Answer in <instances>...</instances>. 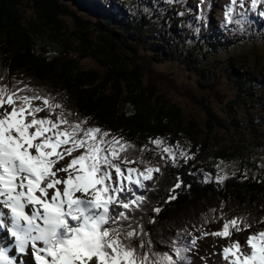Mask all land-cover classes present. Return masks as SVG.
Listing matches in <instances>:
<instances>
[{
    "label": "snow or ice",
    "instance_id": "snow-or-ice-1",
    "mask_svg": "<svg viewBox=\"0 0 264 264\" xmlns=\"http://www.w3.org/2000/svg\"><path fill=\"white\" fill-rule=\"evenodd\" d=\"M248 2L231 0L226 23L243 27ZM261 4L250 0V10L257 12ZM237 7L244 10L240 19L234 16ZM148 143L156 163L144 159L152 151L147 145L137 149L122 135L90 125L42 89L0 83V230L12 240L0 244V264H191L188 253L208 236L227 242L214 253L223 264H264V228L247 216L226 218L222 208L219 216L211 209L192 231L153 239L145 224L156 220L148 212L158 215L162 208L145 206L149 182L156 183L165 167L179 168L196 156L166 137ZM216 167L214 177L204 174V183L214 179L222 186L230 178L222 161ZM182 184L177 176L166 203ZM211 223L220 227L206 230Z\"/></svg>",
    "mask_w": 264,
    "mask_h": 264
},
{
    "label": "trees",
    "instance_id": "trees-1",
    "mask_svg": "<svg viewBox=\"0 0 264 264\" xmlns=\"http://www.w3.org/2000/svg\"><path fill=\"white\" fill-rule=\"evenodd\" d=\"M63 1L68 2L70 6L65 3L62 4L59 0H45V2L0 0V81H12L16 84L15 81L24 80L29 82L31 79L41 88L55 89L56 91L47 90L48 92L58 93L63 100V104L68 106V110L78 113L81 118H88L89 123L110 130L114 134L127 135L129 139H141L139 135L143 136V134H146V138L162 132L167 135L171 130L182 133L188 132L193 137L195 125L192 126V124L188 127L182 122L173 123L174 117L169 116L172 113L166 112L165 109L171 106L173 111L179 112V109L170 99L157 92L156 85L152 81L147 83L143 77L141 64L143 60L139 55V50L143 47L146 48L144 50L147 53L151 50L150 52H153L151 55H154V57H163L165 56L163 50L168 52L172 46L169 41L165 38L161 39V36L155 32L159 28L151 22L144 26L142 18H140L141 26L138 24L131 26L128 21L132 19L127 18L125 24H128L129 31L125 34L124 28L126 26L110 18L108 11L106 17H104L83 7L81 3L75 4L70 0ZM122 1L128 7H137V5H131L128 0ZM36 4H42L45 9L39 10ZM119 4L121 5V3ZM101 6L104 9L106 8L103 5ZM29 7L32 8L33 12L27 11ZM76 11L88 18H90L89 15H92V19L96 23L80 19L75 13ZM111 11H114V9L112 8ZM29 13L33 17H27ZM48 13L56 20V23L51 20ZM69 15H73L78 22L81 20L86 25L79 31L81 34L77 37L78 43L76 46H71V35L64 29L66 18ZM102 21H105L107 27L100 23ZM90 24H96L97 36L90 32ZM139 26L143 29H140ZM104 30L108 32L107 37L104 35ZM145 34L149 37L146 38ZM151 34L154 36L153 39ZM44 37L49 40L51 44L49 46H57L60 49L52 50L41 47V41ZM120 38H123L124 41H121ZM125 45L130 49L126 48ZM135 46H137V49L134 52ZM125 49H128L131 53H127ZM87 51L89 53H85ZM125 53L129 56V61L134 62V64L129 63L124 55ZM213 54L214 52L211 55ZM262 54L264 55V51H262ZM254 55L256 54L247 56L255 61L254 65L246 63L243 67L247 68V70H243V76L245 77L240 75L242 79L246 80L244 84L237 81V73H233L235 65H242L245 63L244 59H242L243 61L238 59L236 62H231L229 64L230 72L226 68V75L229 74V78L231 76L235 78L237 94L233 101L241 105L244 116H249L245 117L246 124L244 116L240 113L235 114V112L230 113V115H234L233 118L232 115L230 116L231 120L228 117L226 122L224 120L220 121L224 128L234 132L232 137L234 140L229 145L222 146L221 150L216 153L217 157L233 160L237 164V160L246 161L250 158L249 151L243 153L240 150H245L243 143L238 145L240 149L236 146L237 140L234 137L237 136V133L241 129L247 128L250 139L263 137L256 125L258 116L250 115L253 109L249 110L247 107L248 100L249 102L252 100L255 105L256 100L260 99L261 101L263 98L261 95L264 91V83L260 79H256L260 75L254 73L255 68L248 72V69L256 66V62L260 61L259 58H263L261 54L259 56ZM180 56H182L184 62H190L189 60L192 59L191 62L195 64L197 75L202 78V83L199 84L212 89L209 82H204V80L214 76V71L211 70L212 67L220 70L221 65L215 66L213 62H207L209 59H204L199 53H195L194 57L192 53ZM55 57L59 60L53 59ZM68 57H72L73 60H68ZM83 58L94 60L97 68L103 73L99 74L101 71L82 68L81 60ZM130 65H133L134 69L127 70ZM122 71L135 73V75L124 78ZM247 75L252 78L248 79ZM247 83L250 85L249 92L252 96L245 94L244 85ZM144 108H146L149 115L145 121L140 120ZM165 119L170 121L171 126L165 127L168 126ZM210 120L217 122V115H212ZM123 122L125 123L123 124ZM240 124H243V126L240 127ZM199 127L202 128L200 125ZM199 127L197 130H200ZM135 134H137L136 137H131ZM144 138L142 137L141 140ZM162 176H165L163 181L165 185H171V188L174 183L171 171L168 173L163 172ZM243 180L237 175H232L221 186V190H215L213 186L204 185L198 188V185L192 184L184 195L175 199V202H164L160 205L163 209L160 217L157 218L160 220V226L164 231H169L173 224L188 220L191 217H204L210 213L211 209H217L216 215L218 216L221 208L232 217L245 216L239 213L245 210L246 212H253V217L259 218L264 214V184L254 177L243 178ZM160 194H164L163 189ZM225 199L229 201H225ZM222 200L223 203L229 206L221 205Z\"/></svg>",
    "mask_w": 264,
    "mask_h": 264
},
{
    "label": "rangeland",
    "instance_id": "rangeland-1",
    "mask_svg": "<svg viewBox=\"0 0 264 264\" xmlns=\"http://www.w3.org/2000/svg\"><path fill=\"white\" fill-rule=\"evenodd\" d=\"M35 1L45 2V0H35ZM92 1L96 3H100L98 0H92ZM128 1L131 2V0H128ZM117 2L123 3L122 0H117ZM64 3L69 5L68 2H64ZM36 5L39 10L45 9V7H43L42 4H41L42 6L38 4ZM107 5H111V4H107ZM143 8L145 9V7ZM27 11H30V13L33 12L32 8L30 7L27 9ZM109 11L113 12L111 10ZM30 13L27 17H33V15ZM48 15L52 21H55V19L49 13ZM79 16H80L79 18L84 21H91L92 23H96L95 20L92 19L93 18L92 15H89L90 18H88L79 13ZM109 17L112 18L114 21L118 20L119 23L125 25L126 28H124V33L125 34L128 33L129 31L128 25L125 24L120 19H118V17L114 13L109 14ZM125 18H126L125 15H121L122 20H124ZM66 19L67 20H66L64 29L69 35H71V39H72L71 46L72 45L76 46V44L78 43L77 37L79 36V34H81L79 31L81 30V28L86 27V25L82 23L81 20L80 22H78V20L74 18L73 15H69L68 18ZM143 20H144V23H143L144 26L149 23L148 18L145 15L143 17ZM100 23L106 25L107 27V24L105 23V21H102ZM95 26L96 24L89 25L90 32L94 33V35L97 36ZM104 33H105L104 35L107 37L108 32L104 30ZM68 34L67 36H69ZM145 37L148 38L149 36L148 37L145 36ZM120 39L121 41H124L123 38H120ZM167 40H171L170 43L172 45L171 49L168 51L170 56L165 55L164 57L162 56L154 57V55H151L150 51L149 53H146V50H144V48L139 50V55L141 56L143 60L141 64L143 68L142 72H143V77L145 81L147 83H150L152 81L156 85L155 88L157 92H159V94H161L162 96H166L165 98L170 99L172 103H175L176 107L179 109V112L173 111L171 108L172 106L165 109L166 112L172 113L171 115H169V116H173L175 119L172 122L173 123L182 122L183 124H186L188 127H190L192 124H193L192 126L195 125V128H194L195 133L193 132V137L188 132L182 133V132H175L174 130H171V132L167 133V137H166L167 139L181 138L182 141H184L187 144V146H190V148L195 147L197 148L199 152H201L200 154L201 158L200 160L196 158V161L198 163H196V166L192 169V171L190 172L188 170L184 171V175L181 177V179L183 180V184L181 188L176 189V192H175V195L178 198L179 196L184 195L185 191L189 188L187 187L188 185L193 184L190 179H196L197 181H203V177H201V175L198 176L199 170L197 169L200 164L207 165L210 162L209 154L211 153V150L213 149L214 145L217 144V148H219L225 145H229L234 140L232 139L234 132L228 131L226 128H224L223 124L220 123V121L224 120L226 122V119L228 117L230 119V116L232 115V114L230 115L231 112H241V105L233 101L235 100L237 90H236V84L234 82L235 78H232V76L231 78H229V74L226 75V68L229 72L231 70L229 65L227 67H224L223 65H221L220 70H217L214 67L211 68V70L214 71V76L210 77V79L204 80V82H209V85L212 87V89H208L206 86L199 84V83H202V78L197 75L198 72L196 71V68L195 70L188 69L186 66H188L187 64L189 62H184L182 56L176 53V48L183 49L186 54L190 52L189 47L184 46L185 42L181 41L178 37H171V38L167 37ZM41 43H42L41 47H43L44 49H52V50L60 49L57 46H49L51 44L49 43V40L46 37H44ZM150 46H151V42H150ZM125 47L130 49L127 45H125ZM128 49H125V51L127 53H131ZM147 49H149L148 46H147ZM259 50L264 51V44L261 47H259ZM85 53H89V51ZM127 53H125L124 55L129 61V56L127 55ZM250 54H254V53L250 52ZM173 55L175 57H172ZM67 59L73 60L72 57H68ZM129 63L134 64V62L132 61H129ZM81 65H82V68L84 69H88V70L92 69V70L101 71L97 68L96 62L89 58H86V59L83 58V60H81ZM254 68H255L254 73L260 75V77L256 79L257 80L260 79V81L264 83V79H263L264 63H261L260 65L258 64L248 69V72ZM132 69H134V67L133 65L132 66L130 65L127 70H132ZM243 70L245 71L247 70V68L240 67L238 69L237 68L233 69V73H237L236 80L241 81L242 84L246 83V80L242 79V77L240 76V75L243 76L244 74ZM99 74H102V71ZM134 75L135 73L123 72L124 78L129 77V76H134ZM12 78H15V77H12ZM247 78L249 79L252 77L247 75ZM249 88H250L249 83L244 85V89L246 90L245 94H248V96H252V94H250L249 92L250 91ZM47 89L52 90L51 88H47ZM47 89L42 88L43 91L48 93ZM261 97H263L261 101L260 99L256 100V105L254 102H252V100L250 102L248 100L247 107L249 110L250 109L258 110L257 112H259L260 117L261 115H263L261 119V127L259 129V132L260 134L263 135V137L251 138L248 140V142H246V139H242L238 135L234 137L237 141L242 140L243 145H245L246 147L245 150H241V152L243 153H246L247 151L250 152L249 160L248 159L246 161L237 160L239 162V171H241L243 175L246 172L247 178L248 177L257 178L254 175L255 161H260L262 165L264 166V159L262 155V151H263L262 141H264V127H263L264 126V91ZM212 115H217V122H213L212 120H210ZM148 116L149 115L147 113V110L146 108H144L143 111L141 112L140 120L145 121V119L146 120L148 119ZM165 122L168 125L165 127L171 126L169 120L165 119ZM124 123L125 122H123V124ZM199 125L202 128H200ZM198 127L200 128V130H197ZM196 132L198 133L197 136H196ZM120 135H122L125 139H127L125 135L123 134H120ZM136 136L137 134L131 135V137H136ZM142 137H145V138L143 140H140V142L145 141L143 143L145 145L148 144L149 139L146 138V134H143ZM180 142L181 141L179 139V144H181ZM181 147L184 148V146L182 145ZM137 153L138 151L133 152L132 154L139 156L140 153L138 154ZM184 166L185 164L183 163V161H181V167L176 168V170ZM188 166H189V163H188ZM228 169L231 170V168L229 167ZM260 179H264V176L260 177ZM162 187L166 188L167 190L170 189L169 187L165 185V183H162ZM165 195H168V193H165ZM225 201H229V200L225 199ZM158 222L160 223L159 219H158ZM156 230L158 231L159 235L162 234L161 230L164 231L163 228L159 226H156Z\"/></svg>",
    "mask_w": 264,
    "mask_h": 264
},
{
    "label": "bare ground",
    "instance_id": "bare-ground-1",
    "mask_svg": "<svg viewBox=\"0 0 264 264\" xmlns=\"http://www.w3.org/2000/svg\"><path fill=\"white\" fill-rule=\"evenodd\" d=\"M26 1V0H25ZM62 4H64V1L63 0H59ZM72 1H75V2H78V3H81L82 4V6L83 7H85V8H87L88 10H90V11H92V12H95V13H97V14H100V15H102V16H104V17H106V15H107V9L105 8H103L101 5H99V4H94V3H92L91 1H89V0H72ZM91 12V13H92ZM77 15H78V17H80L79 16V12L78 11H76L75 12ZM94 14V13H93ZM163 15H164V18H165V20H169V18H168V16L165 14V13H163ZM75 18V17H74ZM147 24V23H146ZM156 25V24H155ZM150 27V26H149ZM151 29V28H150ZM148 31V30H147ZM149 32V31H148ZM147 32V33H148ZM149 34V33H148ZM152 35V34H151ZM145 36H147V35H145ZM162 38V37H161ZM153 39V38H152ZM148 40V39H147ZM146 40V41H147ZM155 41V40H154ZM156 41H157V39H156ZM159 41V40H158ZM167 41H169V40H167ZM141 42H143L142 40H141ZM218 42V41H217ZM166 43V42H165ZM167 43H169V42H167ZM218 43H220V42H218ZM153 44V43H152ZM164 44V43H163ZM155 45H156V43H155ZM220 45H224V46H222L223 48H219V46H215V45H210V46H212V47H214V48H218V49H221V50H223V51H228V47L224 44V43H221ZM147 46V45H146ZM145 46V47H146ZM165 48V47H164ZM168 48V47H167ZM136 49H137V46H135V48H134V52L136 51ZM141 49H143V47L141 48ZM144 49H146V48H144ZM149 50V49H148ZM159 50V49H158ZM151 51V50H150ZM164 52V54L165 55H168V56H170V54L167 52V51H165V50H163ZM211 51L212 50H210V47L209 48H205L204 50H202V52L200 53V56H202V57H204V59H210L211 58ZM143 52V51H142ZM149 52V51H148ZM147 53V52H146ZM151 53H153V52H151ZM176 53H178L179 55H184V54H186L185 52H184V50L183 49H179V48H176ZM209 55H210V58H209ZM164 57V56H163ZM53 59H55V60H59L58 58H53ZM52 61H54V60H52ZM190 62L187 64L188 66H186L188 69H190V70H192V69H194L195 70V64L194 63H192L191 61H192V59H190L189 60ZM196 61V60H195ZM212 62H213V64L215 65V66H217L218 64H219V60L217 59V54L213 57V59H212ZM29 82H31V83H34V81H32L31 79L29 80ZM52 91H54V90H52ZM53 93V92H52ZM55 95H58V93H54ZM243 111V109L241 108V112H235V114H237V113H240V115H242V116H244V113L242 112ZM233 116L234 115H232V118H233ZM246 116H249V115H245L244 116V122H245V117ZM252 116H254V115H252ZM231 120V119H230ZM245 124H246V122H245ZM243 126V124H240V127H242ZM264 127V126H263ZM164 135H165V132H162V133H158V134H154V135H150V137H152V138H156V137H164ZM237 135L240 137V138H242V139H246V142H248V140L250 139L249 138V132H248V129L247 128H243V129H241V131H239L238 133H237ZM139 137L142 139V136L141 135H139ZM243 141L242 140H239V141H237L236 142V146H238L240 143H242ZM243 145V144H242ZM238 148H239V146H238ZM244 148H246L245 147V145H244ZM240 149V148H239ZM240 150H243V149H240ZM260 173H262V170L261 169H258V174H260ZM178 172H176V171H174L173 173H172V175L174 176V177H176V176H178ZM191 180V182L193 183V184H196V185H198V188H201L202 187V181H197L196 179H190ZM237 180V179H236ZM237 182H238V180H237ZM174 229V226H172L171 227V230H169V231H167L169 234H171L172 233V230ZM153 237V239L155 240L156 239V237L155 236H152Z\"/></svg>",
    "mask_w": 264,
    "mask_h": 264
}]
</instances>
